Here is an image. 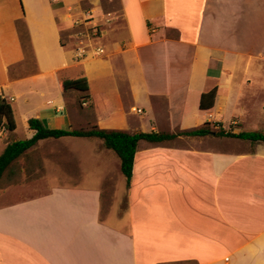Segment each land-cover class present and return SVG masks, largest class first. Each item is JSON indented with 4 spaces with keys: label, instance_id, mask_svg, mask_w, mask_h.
Instances as JSON below:
<instances>
[{
    "label": "crops",
    "instance_id": "1",
    "mask_svg": "<svg viewBox=\"0 0 264 264\" xmlns=\"http://www.w3.org/2000/svg\"><path fill=\"white\" fill-rule=\"evenodd\" d=\"M73 3L0 0V95L16 124L0 130V154L33 136L31 117L129 133L210 123L211 134L139 140L129 184L98 137L38 140L0 177V264H264V141L216 135L264 133V52L251 39L264 0H118L82 59ZM79 77L78 108L60 86Z\"/></svg>",
    "mask_w": 264,
    "mask_h": 264
},
{
    "label": "trees",
    "instance_id": "2",
    "mask_svg": "<svg viewBox=\"0 0 264 264\" xmlns=\"http://www.w3.org/2000/svg\"><path fill=\"white\" fill-rule=\"evenodd\" d=\"M60 87L63 92L70 89L78 91L79 94H81L78 96V104L80 105L87 98L88 85L86 77L64 80L62 81ZM213 97L214 90L202 94L200 107H205L203 102L204 99H209L208 106H211ZM27 124L28 127L34 131L33 136L30 138L9 142L5 146L4 150L0 154V177L7 169H9L10 172L12 163L40 139L59 138L62 136H85L98 137L102 139L103 145L116 153L120 159L121 172L125 176L127 184H129L132 174L135 149L139 140L156 143L173 139L179 135L203 136L211 134L210 123H205L202 126L192 130L180 131L177 133L155 131L129 133L123 130H109L95 126H92L89 129H57L45 126L43 122L36 117L29 118L27 120ZM15 127L16 124L12 107L9 101L0 95V130L3 128L8 134H11L15 130ZM216 135L240 138L250 141H264V133L257 131H242L233 133L230 131L218 130L216 131Z\"/></svg>",
    "mask_w": 264,
    "mask_h": 264
},
{
    "label": "rangeland",
    "instance_id": "3",
    "mask_svg": "<svg viewBox=\"0 0 264 264\" xmlns=\"http://www.w3.org/2000/svg\"><path fill=\"white\" fill-rule=\"evenodd\" d=\"M7 5L16 4V0H4ZM73 7L70 6L69 10L73 9V20L75 24L71 26L69 29L70 35H76L78 32L84 34V38L87 37H97L101 35L106 28L116 23L117 18L119 17V4L118 0H74ZM260 4L262 3H259ZM76 6V7H74ZM263 6V5H262ZM258 7V5H257ZM6 17V16H5ZM4 16H1V20L5 21ZM92 19V21L82 23V20ZM94 27L96 29H94ZM73 37V36H72ZM255 38V47L256 49H261L264 52V29H259L257 27L256 33L251 36V39ZM74 43H77V40H74ZM242 44V43H241ZM78 96L81 95L79 92L76 93ZM70 95H75V92H70ZM78 98V97H77ZM85 102V100L83 101ZM82 102V103H83ZM81 103V105H83ZM78 104V100L76 106L78 108L81 106ZM24 130L21 127H18L17 133L18 136H22ZM232 140V138H229ZM125 201L121 202V208L124 206ZM108 209L107 207H103L101 211V216L104 218L107 216ZM169 264H192V263H169Z\"/></svg>",
    "mask_w": 264,
    "mask_h": 264
},
{
    "label": "built area",
    "instance_id": "4",
    "mask_svg": "<svg viewBox=\"0 0 264 264\" xmlns=\"http://www.w3.org/2000/svg\"><path fill=\"white\" fill-rule=\"evenodd\" d=\"M75 21L77 20H73L72 22V26L75 24ZM92 21V19H87V20H82V23L85 22V23H88ZM94 29H96L94 27ZM76 37V40H77V46L75 47V57L77 59H82L84 58V56L87 55V49H86V46L84 45L85 43V40H90L92 38H96V37H87V38H84V34H81V32H78L76 35H74ZM98 37V36H97ZM96 51H99V47L97 48ZM83 105L85 104L84 102L82 103ZM132 110L136 111V112H141L140 109H135V108H132Z\"/></svg>",
    "mask_w": 264,
    "mask_h": 264
}]
</instances>
